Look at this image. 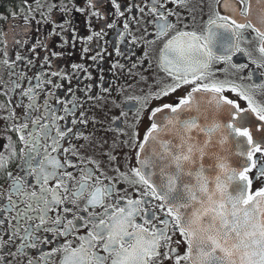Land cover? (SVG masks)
I'll list each match as a JSON object with an SVG mask.
<instances>
[{
	"label": "snow or ice",
	"instance_id": "snow-or-ice-1",
	"mask_svg": "<svg viewBox=\"0 0 264 264\" xmlns=\"http://www.w3.org/2000/svg\"><path fill=\"white\" fill-rule=\"evenodd\" d=\"M112 3L119 11L120 4ZM209 9L197 27L164 0H153L154 19L146 23L163 41L156 66L167 79L150 97L168 100L148 113L142 137L133 126L124 143H130L135 164L126 156V170L113 166L119 162L111 153L107 168L81 155L83 145L71 142L79 133L57 123L65 117L48 101L42 117L26 113L28 119L14 128L23 144L21 162L15 173L6 172L9 194L0 211H16L18 202L24 208L0 245L18 237L13 254L24 257L29 249L51 248L32 253L26 264H53L55 258L57 264H264V99H258L264 80L244 85L229 72L248 68L233 63L237 54L264 69V0H211ZM252 40L258 57L241 46ZM128 99L137 121L143 119L148 98ZM28 107L38 110L35 103ZM9 148V157L0 155V169L16 155L11 140Z\"/></svg>",
	"mask_w": 264,
	"mask_h": 264
},
{
	"label": "flooded vegetation",
	"instance_id": "flooded-vegetation-1",
	"mask_svg": "<svg viewBox=\"0 0 264 264\" xmlns=\"http://www.w3.org/2000/svg\"><path fill=\"white\" fill-rule=\"evenodd\" d=\"M116 2L120 4L119 11L112 0H0V155L9 157V140L16 152L6 170L0 169V208L7 205L9 194L6 172L15 173L21 162L23 144L14 128L28 119L26 113L33 118L42 117L45 101L56 110V115L65 117L57 121L61 127H71L79 133L71 142L83 145L81 155L100 161L102 168L108 167L106 155L109 153L119 162L117 165L114 161L113 166L121 170L130 166L125 163L126 156L131 159V164H135V153L131 151L130 143L124 141L129 140L134 125L142 137L149 122L148 113L168 100L157 101L150 97V93L160 87V82L167 79L156 66L163 41L156 39L154 25L146 23L154 19L150 11L153 0ZM164 2L168 8L179 11L184 23L199 27L207 19L211 0H189L183 8H177L167 0ZM95 12L99 15H94ZM170 19L175 22L176 18ZM150 40L156 42L150 44ZM241 46L251 51L253 57L259 56L257 41ZM17 56L22 59L18 60ZM233 63L248 64L243 73L229 68L237 82L248 85L264 80L260 76L264 69L255 68L246 55L237 54ZM248 73H252V80H239V76ZM26 92L28 95H24ZM33 94L35 101L31 99ZM130 96L149 100L143 119L139 121L136 112L129 110L134 104L129 101ZM258 99H264V96L258 95ZM33 103L38 110L28 107ZM65 107L73 111L65 112ZM124 112L126 116L122 115ZM73 119L77 120L76 124H72ZM41 122L46 121L42 119ZM109 175L116 173L109 172ZM120 187L127 186L122 184ZM131 191L129 189V194ZM13 199L17 198L13 196ZM23 208L24 204L18 202L16 211H0V221H3L0 223V240L9 239L17 226L12 217ZM20 243L18 237H13L11 243L0 245V264H26L27 259L35 258L32 253L38 256L40 251L51 250L42 246L41 249H29L28 257L14 255ZM57 262L58 258H55L53 264Z\"/></svg>",
	"mask_w": 264,
	"mask_h": 264
}]
</instances>
